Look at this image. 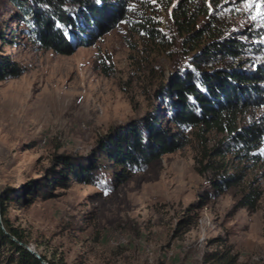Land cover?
Here are the masks:
<instances>
[{
    "label": "rangeland",
    "instance_id": "374dc122",
    "mask_svg": "<svg viewBox=\"0 0 264 264\" xmlns=\"http://www.w3.org/2000/svg\"><path fill=\"white\" fill-rule=\"evenodd\" d=\"M113 1L126 7L123 23L60 55L31 35L29 0H0V57L21 72L0 80V191L61 170L55 156L79 162L99 155L111 138L143 121L157 119L182 146L115 188L109 169L97 185L70 175L66 188L49 186L47 198L11 200L10 226L53 264H264V136L254 161L227 148L224 133L171 123L160 86L195 56L171 18L179 0ZM213 4L214 12L206 4L210 16L199 17L196 28L210 22L215 38L246 46L235 60L215 55L203 66L264 64V21L251 20L257 7L247 10L243 0ZM143 24L163 39L153 40ZM263 116L264 107L250 109L238 125ZM211 162L243 178L217 193ZM252 191L258 195L253 206L241 207Z\"/></svg>",
    "mask_w": 264,
    "mask_h": 264
},
{
    "label": "trees",
    "instance_id": "16d2710c",
    "mask_svg": "<svg viewBox=\"0 0 264 264\" xmlns=\"http://www.w3.org/2000/svg\"><path fill=\"white\" fill-rule=\"evenodd\" d=\"M31 16L30 33L45 50L60 55H70L75 49L90 45L98 36L107 33L119 21L125 19L126 7L122 2L105 0L101 7L93 0H29ZM206 0H179L171 18L184 46L195 51L193 62L175 70L166 77L159 92L169 113V120L176 127L186 126L224 133L227 148H234L238 158L259 159L252 154L264 136V116L260 121H252L239 126V119L250 109L264 107V64H254L253 68H243L236 61L228 69L205 67L215 55L232 60L242 54L246 44L242 40L217 39L210 22L196 28L199 17H209ZM148 25V23H147ZM142 25L153 40L163 39L156 28ZM90 35L83 39V31ZM221 33H219V36ZM217 36V37H219ZM215 38V39H213ZM1 39H3L1 37ZM90 40V42H89ZM259 51V50H257ZM21 74L14 64L0 57V80L16 78ZM160 98V99H161ZM150 123L143 121L125 128L121 136L104 144L99 155L79 162L71 155L55 156V161L63 165L44 178L34 179L16 190L0 191V219L4 230L20 242H28L16 231L6 217L7 205L14 200L28 203L37 198H47L56 185L66 188L68 176H75L88 184H99L107 180L106 173L111 169L113 187L126 181L131 173L145 170L151 162L162 155L172 153L182 144L162 126H156L157 119ZM221 156L218 150L215 155ZM56 158H58L56 160ZM105 159L103 165L100 161ZM214 170L212 185L214 191L222 193L237 185L243 175L234 168L218 165ZM112 166H114L112 168ZM207 170V169H206ZM234 172L230 173L229 171ZM67 173V174H65ZM21 194V195H20ZM23 194V195H22ZM258 195L252 191L243 196L241 207H252ZM48 264L44 255L38 253ZM0 264H41L28 250L12 242L0 228Z\"/></svg>",
    "mask_w": 264,
    "mask_h": 264
},
{
    "label": "snow or ice",
    "instance_id": "6c2138e0",
    "mask_svg": "<svg viewBox=\"0 0 264 264\" xmlns=\"http://www.w3.org/2000/svg\"><path fill=\"white\" fill-rule=\"evenodd\" d=\"M93 2L95 4L100 5L101 7H103L104 3H105V0H93ZM151 2L153 4H155L156 0H151ZM206 2H208V4H209V11L210 12H214L213 0H206ZM238 2H239V0H225V4L226 5L228 3H234L235 4V3H238ZM254 5L257 7L258 10L256 11L255 15L251 16V20L253 22H256L257 20L264 21V11L259 10L260 8L264 7V0H258V3H255V0H243V7L245 9H247V10H251L254 7ZM216 6H218V5H216ZM235 10L239 11L240 9L236 8ZM121 22L123 23V21H121ZM89 35H90V32L87 29H85L83 31V39H87L89 37ZM89 42H90V40H89ZM260 42L262 44H264V39H261ZM262 154H264V153H262ZM104 194L108 195V191L105 190Z\"/></svg>",
    "mask_w": 264,
    "mask_h": 264
},
{
    "label": "water",
    "instance_id": "95a60500",
    "mask_svg": "<svg viewBox=\"0 0 264 264\" xmlns=\"http://www.w3.org/2000/svg\"><path fill=\"white\" fill-rule=\"evenodd\" d=\"M0 228H1V230H2V232L12 241V242H14V243H16V244H18L19 246H21V247H23L24 249H26V250H28L33 256H35L38 260H39V262L41 263V264H48L44 259H42L41 257H40V255L37 253V252H35V251H33L27 244H24V243H22V242H20L19 240H17L15 237H13L11 234H9V233H7L5 230H4V227H3V225H2V223H1V219H0Z\"/></svg>",
    "mask_w": 264,
    "mask_h": 264
}]
</instances>
